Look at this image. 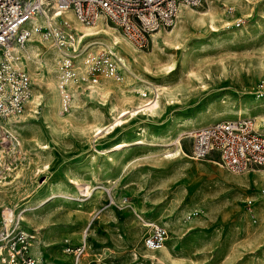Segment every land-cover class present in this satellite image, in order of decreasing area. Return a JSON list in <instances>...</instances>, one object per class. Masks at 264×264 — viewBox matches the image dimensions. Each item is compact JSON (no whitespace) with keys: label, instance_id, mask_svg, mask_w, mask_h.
<instances>
[{"label":"rangeland","instance_id":"rangeland-1","mask_svg":"<svg viewBox=\"0 0 264 264\" xmlns=\"http://www.w3.org/2000/svg\"><path fill=\"white\" fill-rule=\"evenodd\" d=\"M250 4L242 10L244 13L251 11L250 15L245 16L241 11L227 15L226 19L232 25L230 28L225 27L216 34L193 30L187 38L192 57L196 58V63L191 69L200 73L207 71L210 76L203 79L204 87L195 80L180 77L179 52L174 56L167 53L161 56V63L167 64L175 60L177 66L167 77V81L173 83L180 77L183 82V89L180 92L181 104L175 108H165L162 122H166L172 116L182 121L188 116L195 117L199 122H196L195 126L183 123L181 129L186 133L200 125L235 119L230 109L237 108L240 103L245 102L250 92L258 90L264 92V73H259L256 69L259 61L264 62V0H251ZM204 6L206 2L193 8L199 11ZM33 40L41 49L54 48L38 36H33ZM91 48L98 53L103 49L107 51L96 44ZM138 49L145 53L151 52L153 38L150 48ZM119 56L122 57L121 54ZM79 58L81 59V55ZM57 63L56 59L53 74L59 87L64 90L63 95L67 92L70 96L69 108L66 110L63 109L62 98L60 113L66 115L72 110L71 106L87 111L89 108H97V104L87 100L82 93L86 84L71 81L65 89L60 86ZM24 64L28 72L25 58ZM222 65L229 70L227 77L222 72ZM132 70L139 72L135 68ZM41 72L43 75L47 74L44 70L38 71ZM120 72V80L103 77L97 83L108 82L121 89L129 88L134 78L128 76L122 69ZM247 75L253 83L244 82L242 78ZM145 77L156 83L160 81V78L150 75ZM30 81L33 94L39 88L33 84L31 77ZM70 83L73 93L68 87ZM28 106L29 103L21 115ZM88 117L90 121L94 120L91 115ZM18 123L20 127L15 129L22 132L26 138L22 145L23 159L17 160L20 163L18 167L27 176L28 184L32 188L36 186L37 181L42 183L46 179V176L41 177L42 173L37 176L36 172H33L36 165L43 161L42 157L36 156L39 149L33 145L34 139L38 137L36 130L39 123L34 120L28 122L19 120ZM61 131L64 138L46 157L51 162V172L48 176L51 180L61 181V174L64 170L70 169L89 181L91 188L87 191H78L71 190L68 186L55 192L44 204L30 205L32 208L27 211L39 212L40 216L47 215L50 218L43 224L41 230L44 235L46 233V242L40 245L41 264H62L56 261L58 256H66L69 258L68 264H73L74 255L66 250L77 248L83 251L80 256L81 264H153V261L140 253L145 247L143 237L147 228L139 227L138 236H135L133 230L136 227L133 226V220L139 224L144 222L163 224L169 234L167 241L172 245L173 255L185 260L193 259L198 264H261L262 245L259 242L264 237V230L258 226L257 218L248 223L240 213L244 211L253 215L254 207L264 201V197L259 196L264 185L251 184L249 190H241L240 206L237 210L231 199L233 190H229V185L220 170L231 171L220 169L210 163L218 162L215 155L201 161L188 160L184 157L164 159L161 158L165 151L164 147L153 142L128 147L121 156L120 163L114 166L104 161L102 156L90 161L87 159L91 153L87 144L66 128ZM182 145L188 153L189 140L184 138ZM1 147L10 151V137L6 132H0ZM170 147L172 149V146ZM15 150L11 156L6 157L5 163L13 161L14 155L18 156L19 149ZM22 163L25 165H21ZM1 169L2 167L0 173ZM250 200L252 204L248 205ZM11 207L12 204L5 196H0V223L4 210L8 211ZM28 207L26 205L18 209L22 212ZM132 207L136 208L135 212L132 211ZM27 211L23 213L26 215ZM17 213L14 218L19 216ZM160 213L164 214L166 222L157 219ZM21 224L27 232L36 234V243L40 232L33 230L24 222ZM74 229L79 230V240L76 242H73L70 235V230ZM251 236H253L251 239L256 236L255 241L245 244ZM32 254L36 258L33 246Z\"/></svg>","mask_w":264,"mask_h":264},{"label":"bare ground","instance_id":"bare-ground-1","mask_svg":"<svg viewBox=\"0 0 264 264\" xmlns=\"http://www.w3.org/2000/svg\"><path fill=\"white\" fill-rule=\"evenodd\" d=\"M204 2H206V6L199 11L193 7L181 5L173 27L169 30H161L152 36L153 50L149 53L140 51L116 27L103 19H98L94 26H86L74 18L70 11L65 12V19L70 22L69 24L77 36L82 37L81 42H87L86 47L96 44L107 49L106 53L116 54L124 64L121 69L128 76L134 78L132 85L125 89L108 82L86 85L82 90L84 97L98 106L97 108H89L88 111L71 106L72 110L66 115L60 113L64 90L59 87L53 74L55 70L54 61L57 59L58 53L54 48L41 49L34 42L33 36L37 35L33 33L19 50L28 63V73L33 84L37 85L39 90L32 94L29 106L23 115L9 117L5 120L4 132L9 134L11 147L10 151H6L4 147L0 148V167H2L0 196H5L8 202L12 204L10 210H4V215L8 220L18 212L24 223L33 230L40 232L39 239L33 245V251L39 262H41L40 245L46 242V233L44 235L41 230L43 224L50 218L47 215L46 217L40 216L39 212L27 211L32 208L30 205H42L46 200L53 197L55 192H59L68 186L71 190L77 189L78 191H87L91 188L89 181L81 178L70 169L64 170L61 174V181L51 180V177L48 176L51 172V162L46 157L59 146V141L64 138L61 129L66 128L75 134L80 141L87 144V148L91 152L87 159L90 161H95L98 156H102L104 161L116 166L120 163V158L125 154L128 147L153 142L164 147L165 151L163 150L161 158L172 160L184 157L192 160L183 148L182 140L185 138V132L182 131L181 127L183 123L195 126L198 122L197 119L188 116L182 121L172 116L166 122H162L165 108H175L181 104L180 92L183 89V82L179 79L181 76L195 80L203 87L205 86L203 79L210 78L207 71L200 73L191 69V66L196 63V58L192 57L191 48L187 45V38L193 30H204L216 34L225 27L230 28L232 25L226 19L227 15L234 11L243 12L245 7L251 5V0H204ZM250 7L252 8V6ZM250 13L251 11L242 14L246 16ZM178 52L180 54L181 75L177 81L169 83L167 77L176 70V62L172 60L167 64L161 63V56L165 53L174 56ZM132 67L138 69L139 72H134ZM221 69L227 77L228 68L222 65ZM256 69L259 73H264V62L259 61L256 64ZM39 70H44L47 74L38 73ZM144 75L160 78V81L158 83L153 82ZM120 79V76L115 78V80ZM242 79L245 83L251 82L248 75ZM68 87L73 93L70 89L71 83ZM230 111L235 115V118H252L254 128L264 131V92L261 90L250 92L245 102L240 103L237 108L230 109ZM88 115H91L94 120L90 121ZM19 120L22 122L34 120L39 123L36 130L38 137L34 139L33 145L39 149L36 156L42 157L43 161L36 165L33 172H36L37 176L42 173L41 177L46 176V179L42 183L37 181L36 186L32 188L28 184L27 176L18 167L20 163L17 160L23 159L22 145L26 141L23 133L15 129L20 127ZM15 149H19L18 156L15 157L14 155L13 161L5 163L6 157L11 156ZM115 150L117 151L115 152ZM23 163L21 165H25ZM210 163L217 165L220 169H226L216 161ZM220 171L229 185V190H233L231 199L234 201L233 206L237 210L240 206L241 190H249L251 184L264 185V170H253L252 173L245 171L243 174ZM26 205L29 207L24 208L22 212L21 209H18V207L22 208ZM26 211L28 213L25 215L23 212ZM132 211L135 212L136 208L132 207ZM158 215V220L166 222L164 214ZM240 215L244 216L248 223L257 218L258 226L264 230V201L254 207L253 215L244 211ZM0 224L1 230L2 221ZM71 226L74 227L75 225ZM133 226L137 228H134L133 233L138 236V228L144 227L146 224H139L133 220ZM70 235L73 237V242L79 240V230H70ZM168 236L169 234L167 239ZM252 237L245 241V244L254 242L256 236L251 239ZM166 241L158 250L143 247L140 251L141 255L153 261V264H198L193 259L185 260L173 255L172 245ZM259 243L262 245L261 264H264V237ZM69 250L66 251L73 254ZM82 252L73 254V264H81ZM56 261L68 264L69 258L58 256Z\"/></svg>","mask_w":264,"mask_h":264},{"label":"built area","instance_id":"built-area-1","mask_svg":"<svg viewBox=\"0 0 264 264\" xmlns=\"http://www.w3.org/2000/svg\"><path fill=\"white\" fill-rule=\"evenodd\" d=\"M204 0H0V132L5 120L20 116L32 96V84L19 51L35 33L58 51L57 77L60 86L73 82L95 85L101 78L121 76L122 60L112 52L100 53L70 27L64 14L86 26L103 19L116 27L140 49L152 46V36L169 30L181 5L199 7ZM41 22V24H39ZM82 55L81 59L79 56ZM80 59V60H79ZM70 96L63 97V109ZM188 157L195 161L215 155L218 163L231 172L264 169V131L253 126L248 117L221 120L188 130ZM264 194V191H260ZM248 205L252 202H248ZM3 213V212H2ZM0 264H41L32 255L37 236L22 227V218L7 219L2 214ZM145 248L158 250L167 239L161 223L147 222ZM81 252L80 248L69 250Z\"/></svg>","mask_w":264,"mask_h":264},{"label":"crops","instance_id":"crops-1","mask_svg":"<svg viewBox=\"0 0 264 264\" xmlns=\"http://www.w3.org/2000/svg\"><path fill=\"white\" fill-rule=\"evenodd\" d=\"M200 126H202V125H200ZM200 126H197V127H200ZM257 170H264V169H257ZM226 184V183H225ZM261 190H264V189H260V191ZM259 196H261V197H264V194H261V192H260V194H259ZM250 201H252V200H250ZM169 237V236H168ZM168 240V239H167ZM32 251V250H31ZM33 255V254H32ZM41 263V262H40Z\"/></svg>","mask_w":264,"mask_h":264}]
</instances>
